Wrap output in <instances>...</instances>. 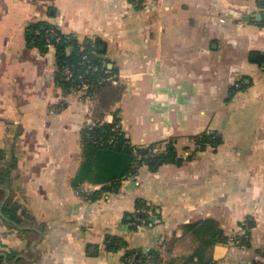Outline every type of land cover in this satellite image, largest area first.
Masks as SVG:
<instances>
[{
	"label": "crops",
	"instance_id": "obj_1",
	"mask_svg": "<svg viewBox=\"0 0 264 264\" xmlns=\"http://www.w3.org/2000/svg\"><path fill=\"white\" fill-rule=\"evenodd\" d=\"M35 24L101 39L115 100L64 92L55 43L26 35ZM115 116L131 144L172 139L189 158L142 165L92 199L100 184L72 186L81 131ZM202 133L220 142L197 150ZM0 153L3 264H126L128 250L205 219L223 238L204 248L213 264H264V0H0ZM8 197L28 232L6 221ZM137 200L154 213L133 228ZM184 247L164 259L194 251Z\"/></svg>",
	"mask_w": 264,
	"mask_h": 264
},
{
	"label": "trees",
	"instance_id": "obj_2",
	"mask_svg": "<svg viewBox=\"0 0 264 264\" xmlns=\"http://www.w3.org/2000/svg\"><path fill=\"white\" fill-rule=\"evenodd\" d=\"M47 27L48 26L42 27V25L35 24V26L30 28L31 30L28 31L26 35L38 44L46 45L47 43H55L58 51V65L63 63L77 64L78 62H81V65H76V67H82L83 61L81 55L85 51L94 65L107 67V60L103 57L105 50L100 48V44H103L101 39L86 38L94 40L96 47L94 49L81 50V43L74 35L62 34L55 28H52L59 36V40L56 41V36H46L44 34ZM35 29H37L39 33L36 34L34 32ZM65 48H69V53H65ZM108 70L114 75L117 74L115 67L108 68ZM85 75L87 77L91 76L88 72H86ZM56 80L63 87H67L70 84L60 78L59 75L56 76ZM112 86L113 85L110 83H104L97 86L94 94L96 93L97 95V106L99 108L107 107L117 97L118 87ZM118 122L119 118L115 116L114 122L112 123L95 121L94 123L86 125L81 131L83 160L77 173L72 179V186L78 190L80 185L84 182L100 184V189L88 196L92 199L97 198L102 192L116 191L120 186V181L124 177L134 174L137 168L142 165H145L150 171H156L162 164L172 163L180 165L185 159L189 158H183L178 155L175 143L172 139L163 143H150L139 146L131 144L119 127ZM192 140H194V143L197 146L196 149L202 150L206 145H217L220 142V136L216 133H202L193 136ZM160 144H164V147L159 150H154V148ZM9 169L10 168H4L0 170V184L7 185L9 183ZM143 205V201H136V207H141ZM146 207L154 213L152 208H149V206ZM16 208V206L11 204V198L8 197L2 206V214L6 217V221L9 223L10 227H15L22 232H28L30 228L23 227L24 223H22L24 215L18 214ZM25 214L27 216L29 215L26 212ZM138 215L146 217L144 222L146 225L151 222L147 212L139 213ZM132 217L130 216V221L133 220ZM132 227L135 228L136 226ZM184 227L194 235L198 242L195 250L187 257V263L213 264L212 258L205 255L204 248L222 238L220 230L217 228L214 220H197L185 224ZM119 242V238H111L108 239L107 246L115 248L119 245ZM130 254H135L137 264H151L152 262L157 261L156 251L151 248L148 249V251L133 248L127 251V255ZM6 255V260H11L15 254L14 252H11ZM124 261L126 263L125 259ZM0 264H3L2 255H0Z\"/></svg>",
	"mask_w": 264,
	"mask_h": 264
},
{
	"label": "built area",
	"instance_id": "obj_3",
	"mask_svg": "<svg viewBox=\"0 0 264 264\" xmlns=\"http://www.w3.org/2000/svg\"><path fill=\"white\" fill-rule=\"evenodd\" d=\"M39 33L38 30L35 31ZM46 36L52 35L56 36V41L59 40L58 34L52 28H47L45 33ZM75 38L81 43V50L84 49H94L96 43L94 40L86 39L85 37ZM104 57V56H103ZM82 67H76V65H81V62L75 63H63L57 66L56 76L59 75L60 78L69 82L70 84L67 87H63L64 92H75L79 96H84L87 99H91V95L95 92L97 86L108 83L115 82V75L104 66H96L91 62L86 52L84 51L81 55ZM88 72L91 74L90 77H87L85 73ZM97 73V74H95ZM145 207L135 209L133 214V220L131 225L144 226L145 219L142 216H139V213H145ZM126 264H137L135 259V254H130L125 257Z\"/></svg>",
	"mask_w": 264,
	"mask_h": 264
},
{
	"label": "rangeland",
	"instance_id": "obj_4",
	"mask_svg": "<svg viewBox=\"0 0 264 264\" xmlns=\"http://www.w3.org/2000/svg\"><path fill=\"white\" fill-rule=\"evenodd\" d=\"M191 142L193 146L197 148V146L194 143V140H192ZM163 147H164V144H160L159 146H156L154 150H159V149H162ZM185 149L187 148L185 147ZM177 150L181 152L182 146L181 145L177 146ZM192 152L193 151H190V154ZM141 207H145L146 212H148V208L145 205ZM141 207H135V209L141 208ZM143 218L146 219V217H143ZM131 226H136V225L133 224ZM144 226H146V224H144ZM177 232L181 233V235H179L178 237H176L175 235H172V237L170 236L171 238H169L168 240L165 239L166 238L165 237L161 241V243H158L154 246V248H151L156 251V255H157V258H156L157 261H154L151 264H189L187 263L186 259L191 253H188V254L185 253L186 255L178 254L177 256H174V255L173 256L171 255L169 257L167 256L168 254L172 252L173 247L178 251V250H183L185 248L184 245L187 247L189 244H192L193 246L192 248H194L195 250L196 239L194 235L189 230L185 229L184 226L182 227L181 230ZM190 233L192 234L191 236L192 238L189 237ZM178 238L179 240H177ZM234 239L237 240V238H234ZM146 249L148 251L149 248H146ZM164 254H167L165 259H164Z\"/></svg>",
	"mask_w": 264,
	"mask_h": 264
},
{
	"label": "water",
	"instance_id": "obj_5",
	"mask_svg": "<svg viewBox=\"0 0 264 264\" xmlns=\"http://www.w3.org/2000/svg\"><path fill=\"white\" fill-rule=\"evenodd\" d=\"M101 48V47H100Z\"/></svg>",
	"mask_w": 264,
	"mask_h": 264
}]
</instances>
